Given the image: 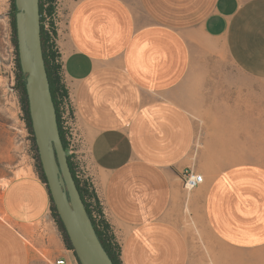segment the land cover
<instances>
[{"label":"crops","instance_id":"crops-1","mask_svg":"<svg viewBox=\"0 0 264 264\" xmlns=\"http://www.w3.org/2000/svg\"><path fill=\"white\" fill-rule=\"evenodd\" d=\"M55 26L122 263L264 264V164L225 160L196 127L264 125V0H58ZM21 153L0 173V264H80Z\"/></svg>","mask_w":264,"mask_h":264},{"label":"water","instance_id":"water-1","mask_svg":"<svg viewBox=\"0 0 264 264\" xmlns=\"http://www.w3.org/2000/svg\"><path fill=\"white\" fill-rule=\"evenodd\" d=\"M18 51L29 111L48 186L81 264H115L103 246L71 170L41 40L40 0H15Z\"/></svg>","mask_w":264,"mask_h":264},{"label":"rangeland","instance_id":"rangeland-1","mask_svg":"<svg viewBox=\"0 0 264 264\" xmlns=\"http://www.w3.org/2000/svg\"><path fill=\"white\" fill-rule=\"evenodd\" d=\"M11 11L12 0H0V173L7 162L13 161V158L15 161L18 160L23 148L28 160L37 170L34 140L27 126L20 94L16 88L18 67L16 48L12 40ZM216 86L215 83V90ZM226 89L229 87L225 83L222 89L219 86V91ZM223 99L230 100L227 97ZM193 102L198 108L201 97L193 98ZM67 105L69 117L75 125L71 105ZM242 116L240 115V118ZM196 127L198 140L207 139L209 143L212 141L214 145L223 146L225 160H247L264 164V125H196ZM81 161L83 164L82 158ZM207 232L202 234L209 235V231Z\"/></svg>","mask_w":264,"mask_h":264},{"label":"trees","instance_id":"trees-1","mask_svg":"<svg viewBox=\"0 0 264 264\" xmlns=\"http://www.w3.org/2000/svg\"><path fill=\"white\" fill-rule=\"evenodd\" d=\"M57 1L58 0H40V12H41V23H42L41 40H42V49H43L46 69H47L48 77L50 81V89H51L53 100H54L55 107L57 110L60 134H61L64 146L67 148L66 138L64 136V132L61 127V115H62L64 107L67 104H70V94H69V90L67 88V85L64 79L61 54L56 44V37H57L56 27L53 30V35H49L45 32L44 25H43L44 9H46L49 14L55 13L56 7H57ZM16 12H17V8L15 5V0H12V11H11L12 40L16 48V56H17L16 59H17V67H18L16 88L18 89L19 94H20V100L22 103V108L24 111L25 119L27 121V126L34 140V145L36 149V158H37V163H36L37 171L41 179L44 182H46L48 186V181H47V178H46V175H45V172L43 170V166L40 160V155H39L38 147H37L36 140H35L34 130L32 127V120H31L30 111H29V101H28V95H27V89H26V76L22 72L21 65H20L18 41H17V29H16L17 28L16 27ZM68 159H69L71 170L75 177L77 186L81 193L82 199L85 203L87 211L93 221L94 227L97 231V234L103 246L105 247L109 255L112 257L115 264H123L122 259H121V246L116 238V235L114 233V230L110 222L105 217L101 201L98 197V194L96 192V189H95V186L92 180L90 179L89 176L78 177L76 173V167H75L74 162L72 161L71 155H68ZM51 200H52V205H51L52 213L64 236L65 242L69 248L74 250L72 243L70 242V239L68 237L67 231L65 229L64 223L53 201L52 195H51Z\"/></svg>","mask_w":264,"mask_h":264},{"label":"built area","instance_id":"built-area-1","mask_svg":"<svg viewBox=\"0 0 264 264\" xmlns=\"http://www.w3.org/2000/svg\"><path fill=\"white\" fill-rule=\"evenodd\" d=\"M55 13L49 14L46 9H44L43 12L44 30L49 35H53V30L56 27ZM61 127L67 142V148H66L67 154L71 155L72 157V161L75 164L76 173L78 177H87L79 153V143H78L76 126L74 125L72 119L69 117L68 105L64 107L61 115ZM183 178L185 185L188 188H195L204 182V174L201 172H197L193 169L186 170L184 172ZM65 263L66 260L64 258L56 259L54 262V264H65Z\"/></svg>","mask_w":264,"mask_h":264}]
</instances>
